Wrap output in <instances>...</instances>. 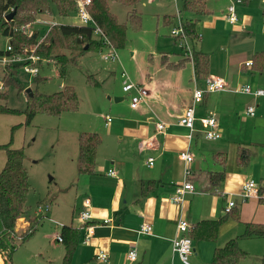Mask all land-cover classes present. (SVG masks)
Here are the masks:
<instances>
[{
	"label": "crops",
	"instance_id": "1",
	"mask_svg": "<svg viewBox=\"0 0 264 264\" xmlns=\"http://www.w3.org/2000/svg\"><path fill=\"white\" fill-rule=\"evenodd\" d=\"M182 1L176 0L178 9ZM230 1L233 0H203L202 15L184 13L187 20H195L194 30L200 36L193 50L208 56L207 76L220 77L231 88L249 84L252 89L264 91V72L243 65L251 61L255 53L264 52V0H241L235 7L238 17L235 25L224 20ZM160 8L161 20L164 16H173L174 9L172 13L167 12V5L162 3ZM31 31L38 39L45 35L43 32V36H39L38 30ZM162 54L166 55V61ZM182 58L181 52L150 54V65L145 70L142 68L139 73L127 76L147 90L145 103L132 109L128 94L125 93L127 101L115 98V105L111 107L113 116H108L110 122L105 125L103 120L102 133L100 130L95 133L99 143L95 148L93 173L77 176L76 160L71 165L72 213L74 207L80 211L82 201L88 200L93 225L89 240L82 243L85 232L78 219L73 224L71 214L69 223L62 222L61 225L71 226L79 233L70 264H181L171 252L170 242L177 220L182 217L192 226L202 220L225 217L222 190L238 188V193L240 184L251 179L246 178L247 172L263 175L264 97L231 91L206 94L201 103L194 106V116H213L220 137L216 141L205 140L198 125L189 133L177 126L176 121L191 104L193 79L196 86L202 85V80L195 79L189 63L175 70L167 68L166 64L174 66ZM249 105H253L255 111L251 118L244 115ZM156 121L165 125L160 134L154 131ZM239 149L246 157L243 164L237 162ZM184 152L192 155L189 180L193 191L185 193L180 204H172L170 197L182 182L184 162L179 155ZM148 159H152L150 166ZM108 170L113 171V177L106 174ZM215 175L217 181L212 185L209 178ZM263 184L264 179L260 186ZM233 200L235 206L229 215L236 219L219 226L214 242L193 240L191 264H209L213 250L233 238H238L237 246L245 253L237 264H260L264 238L239 236L245 224L264 227V202L249 198L245 202L251 200L250 212L244 213L240 205L245 202L241 203L239 198ZM103 219H109L110 223L103 225ZM143 224L149 225V233L137 234ZM61 247L50 264H61L64 250L63 245ZM130 249L136 253L132 262L126 259ZM100 251L106 255L105 262L95 260Z\"/></svg>",
	"mask_w": 264,
	"mask_h": 264
},
{
	"label": "rangeland",
	"instance_id": "2",
	"mask_svg": "<svg viewBox=\"0 0 264 264\" xmlns=\"http://www.w3.org/2000/svg\"><path fill=\"white\" fill-rule=\"evenodd\" d=\"M159 3L167 5V12H173L172 0H139L132 7H124L114 1L108 3L109 11L115 15L117 22L125 26L124 44L121 48H115L116 61L100 59V51L86 52L64 66L63 76L59 75L57 65L50 60L49 63L45 60L36 63L38 69L36 77H29L21 70L18 71L16 77L18 83L31 92L50 95L61 90L63 86L72 87L77 98L75 110L64 112L58 117L35 115L28 124H25L22 114L25 108V90L17 92L14 87L6 89V100H0V105H5L18 113L0 114V146L9 144L11 149L22 150L23 167L29 188L25 202L26 215L40 218L34 234L24 243H20L16 236L26 228V217L16 221L14 236L12 235L9 240L14 247L10 264H50L57 251L61 250V243L53 240L60 229L54 223L59 225L69 223L72 214L74 224L79 212V209L74 207L72 213L74 194L71 186V165L73 166L77 157V137L80 133H99L98 130L102 133V117L113 116L111 107L115 105L114 99L122 97L123 101H127L126 94L121 91V72L130 77L150 65L148 60L150 54H157L160 51H172L176 54L181 51L170 36L174 16L170 25L163 24ZM133 11L140 17L139 29L136 31L125 19L126 14ZM73 17L72 10H66L65 15L60 17L54 13V9H50L37 14L34 22L25 31L38 30L40 36L43 32L46 34L53 23L57 24L54 25L55 28L59 22L64 24L76 22ZM180 20L181 22L187 20L181 10ZM259 39L262 40V37ZM4 40L1 41V47ZM68 42H71L70 39ZM68 42L64 40L60 52L70 57L73 54L69 53ZM193 44L195 42L191 46ZM162 58L164 61L167 59L164 54ZM88 75L99 86L90 85L86 80ZM4 162V151L0 148V170ZM247 177L260 185L264 173L256 175L247 172ZM237 189H223L221 194L226 195V199L229 200L238 199ZM250 201L240 205V210L244 209V213L250 212ZM45 204L48 206L47 212L37 214L36 207ZM225 218L226 221L221 224L235 220L231 215ZM238 218L239 214L237 220ZM0 251V257L2 255L3 258L6 252Z\"/></svg>",
	"mask_w": 264,
	"mask_h": 264
},
{
	"label": "trees",
	"instance_id": "3",
	"mask_svg": "<svg viewBox=\"0 0 264 264\" xmlns=\"http://www.w3.org/2000/svg\"><path fill=\"white\" fill-rule=\"evenodd\" d=\"M90 14L95 23L103 30L115 48H121L124 44V24L117 22L116 17L109 11L108 3L114 1L124 7L135 6L139 0H90ZM52 6V8H51ZM54 9V13L60 17L65 15L66 10H72L75 6L73 0H0V45L3 39L9 38L13 53H21L22 49L30 51L39 41L33 31L25 33L20 31L23 26H30L34 22L37 14ZM182 14L192 13L193 16H200L204 13L203 0H183L180 5ZM53 11V10H52ZM13 13L9 20L5 17ZM126 22L135 31L139 29L140 17L134 11L126 14ZM173 16L162 17L165 25L171 24ZM195 20H185L182 28L190 46L199 38L195 30ZM43 36V35H42ZM70 39V43L68 42ZM64 40L68 42L70 57L61 53ZM1 48V46H0ZM192 50V69L196 80H203L207 77L208 56L202 52ZM103 50L102 45L92 36L90 29L77 25L59 24L54 28L51 26L44 35L41 42L33 52L34 55L52 61L58 67V73L63 76V68L70 61L86 52H99ZM181 52V51H180ZM182 54V53H181ZM184 63H189V59L182 58L178 64H166L169 69H178ZM251 69L257 72H264V52H257L251 58ZM20 65H9L4 68L3 84L5 90L0 92V100H6V89L14 87L17 92H23L25 87L17 81V74ZM36 77V76H35ZM87 82L92 86L99 84L90 75L86 77ZM24 89V90H23ZM204 97V96H203ZM77 107L76 94L72 87L63 86L61 90L50 95H42L31 92L25 93V108L22 114L25 124H28L35 115H48L58 117L60 114L73 111ZM18 113L16 110L0 105V114ZM99 143V138L95 133H80L77 140L76 175H89L94 170L95 148ZM4 151L5 162L0 170V250L6 255L2 258L3 264H10V258L14 247L9 243L10 237L14 236V227L17 220L26 217L27 226L16 236L20 243L26 242L34 234L40 218L26 215L25 202L29 188L27 185V175L23 167V153L21 149H11L8 145L0 146ZM245 156L242 150H238V164L245 163ZM210 182L214 185L217 176H211ZM220 182V181H219ZM264 187L259 185L258 200L263 203L262 194ZM231 211V210H230ZM227 213V215H229ZM233 219H236L232 214ZM225 217L217 220H202L190 226L188 236L191 241L214 242L220 224L225 221ZM93 225L92 221L85 226ZM64 250L61 264H70L73 251L78 243V230L71 226L61 225L59 234ZM262 237L264 238V227L262 225L245 224L244 231L239 238ZM238 238L226 241L222 247L215 248L212 252L209 264H237L245 257V253L237 246ZM260 264H264V255Z\"/></svg>",
	"mask_w": 264,
	"mask_h": 264
},
{
	"label": "built area",
	"instance_id": "4",
	"mask_svg": "<svg viewBox=\"0 0 264 264\" xmlns=\"http://www.w3.org/2000/svg\"><path fill=\"white\" fill-rule=\"evenodd\" d=\"M75 10L73 13L74 19L76 21V25L80 27H86L90 29L91 36L98 41L103 50L99 52L100 59L104 61H116L117 54L116 49L113 46L110 39L103 32V30L95 23L90 14L91 1L90 0H73ZM174 3V22L172 26H170V36L177 43L178 47L181 50L182 57L189 59L190 65L192 60V50L189 42L187 41L183 28L182 22L180 20V10L176 6V0H172ZM242 3L241 0H233L230 1L226 7L224 20L229 25H235L238 22V17L236 15L235 7ZM53 26L55 24H52ZM29 26H23L20 28V31L26 33V28ZM29 33V32H27ZM44 37V36H43ZM43 37L36 43V45L30 50L22 49L21 53H13L10 39L6 38L4 40L3 46L0 48V92L4 91L3 77H4V68L9 65H20V70L29 77L37 76L38 69L36 68V63L45 60L46 63H49V60L42 59L33 54L38 44L41 42ZM200 36L197 35V38ZM245 67L251 66V61H245L243 63ZM121 91L129 95V107L134 109L139 104H144L147 97V90L141 85L135 84L130 81L127 75L124 72H121ZM193 89L191 93V104L185 107L181 113V115L177 118L176 125L188 130L189 133L194 131L195 125L199 126V131L202 133V136L205 140L208 141H216L220 137V131L218 129V125L213 116L206 115L200 118H195L194 116V106L201 103L202 98L206 94L217 93V92H227L231 91L234 93H241L245 95H250L252 97H264V91L262 89H252L249 84H243L240 86H236L231 88V86L222 78L217 76H207L202 80V86L198 87L195 84V80L193 79ZM254 106L249 105L244 110V115L246 117L254 116ZM104 124L107 125L110 122V118L108 116L103 117ZM165 130V125L162 122L156 121L154 123V131L155 133H162ZM179 159L184 162V169L182 174V182L178 184L172 196L170 197V202L172 204H180L183 196L187 192L193 191V186L189 180L190 177V169L189 163L192 160V155L189 152H184L179 155ZM152 163V159L147 160L148 166ZM108 176L113 177L114 173L111 170H108L106 173ZM258 189L259 185L256 184L252 179L244 180L239 187V192L237 193V197L240 202L243 203L249 198H258ZM222 195V194H221ZM225 198L226 205L223 209L224 213L227 214L230 210L235 206L234 200L226 199V195H222ZM48 206L38 205L36 207V213L47 212ZM78 221L83 225L84 235L82 237V243H86L92 232V225L85 224L93 220L91 208L89 206L88 200H83L81 203V210L77 214ZM103 225L110 223L109 219H103L101 221ZM56 226L61 227V225L54 223ZM190 229V225L184 220V218H179L175 225V233L173 238L170 240L171 242V252L177 255L181 264H191L189 262V256L192 253V241L188 236V231ZM150 228L149 225L143 224L139 227L137 234H147L149 233ZM55 241L61 242V237L56 235L54 238ZM1 252V251H0ZM126 259L129 262L135 261L136 253L134 249H130L126 253ZM95 260L105 262L106 255L101 251L95 255ZM0 264H3L2 255L0 257Z\"/></svg>",
	"mask_w": 264,
	"mask_h": 264
},
{
	"label": "water",
	"instance_id": "5",
	"mask_svg": "<svg viewBox=\"0 0 264 264\" xmlns=\"http://www.w3.org/2000/svg\"><path fill=\"white\" fill-rule=\"evenodd\" d=\"M13 15V13H10L9 15H7L4 19H5V21H7V20H9L10 19V17ZM25 93L26 94H28V96H30L31 95V91H30V89H25ZM262 187H264V184L262 185Z\"/></svg>",
	"mask_w": 264,
	"mask_h": 264
}]
</instances>
